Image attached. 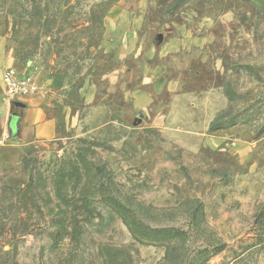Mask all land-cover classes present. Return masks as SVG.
<instances>
[{
  "label": "rangeland",
  "instance_id": "obj_1",
  "mask_svg": "<svg viewBox=\"0 0 264 264\" xmlns=\"http://www.w3.org/2000/svg\"><path fill=\"white\" fill-rule=\"evenodd\" d=\"M1 52L57 133L0 87V264H264V0H0Z\"/></svg>",
  "mask_w": 264,
  "mask_h": 264
},
{
  "label": "crops",
  "instance_id": "obj_2",
  "mask_svg": "<svg viewBox=\"0 0 264 264\" xmlns=\"http://www.w3.org/2000/svg\"><path fill=\"white\" fill-rule=\"evenodd\" d=\"M11 59L0 53V87L4 89V72L11 67ZM33 97V98H32ZM27 107L11 113L5 124L9 137H17L24 141H50L56 137V123L42 108L34 96L25 98Z\"/></svg>",
  "mask_w": 264,
  "mask_h": 264
},
{
  "label": "built area",
  "instance_id": "obj_3",
  "mask_svg": "<svg viewBox=\"0 0 264 264\" xmlns=\"http://www.w3.org/2000/svg\"><path fill=\"white\" fill-rule=\"evenodd\" d=\"M3 83L7 98L12 103L34 96L38 91L34 76L24 75L15 67L4 72Z\"/></svg>",
  "mask_w": 264,
  "mask_h": 264
},
{
  "label": "water",
  "instance_id": "obj_4",
  "mask_svg": "<svg viewBox=\"0 0 264 264\" xmlns=\"http://www.w3.org/2000/svg\"><path fill=\"white\" fill-rule=\"evenodd\" d=\"M17 107H21V108H24L25 107V104L22 103V102H15L14 103Z\"/></svg>",
  "mask_w": 264,
  "mask_h": 264
}]
</instances>
